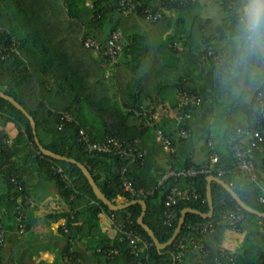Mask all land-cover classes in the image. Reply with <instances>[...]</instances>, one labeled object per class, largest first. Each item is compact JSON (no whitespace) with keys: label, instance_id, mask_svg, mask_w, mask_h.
<instances>
[{"label":"trees","instance_id":"trees-1","mask_svg":"<svg viewBox=\"0 0 264 264\" xmlns=\"http://www.w3.org/2000/svg\"><path fill=\"white\" fill-rule=\"evenodd\" d=\"M119 1L0 0V45L5 48V51L0 48V90L13 97L33 117L42 146L81 162L109 200L116 202L118 196L127 201L133 199L121 188L123 168L136 190L150 191L134 199L146 201L143 221L161 243L171 236L183 208L190 207L203 213L208 211L206 178L209 175L222 179L243 202L264 212V201H261L264 178L256 164L255 179L241 172L230 150L236 138V128L246 123L250 125L253 118L249 113L245 122L233 119L241 94L247 89L257 91L264 86L260 57L255 56L239 64L235 50L233 59H228L227 47L217 41L211 42L207 33L198 29L197 24L203 25L199 18L193 21V30L181 35L178 27L185 28L186 13L192 2L172 6L174 18L165 16L161 21L151 22L139 14H122L117 9ZM140 1L156 8L164 0ZM240 4L241 0H222L230 37L235 35L236 13ZM169 29L173 31L165 33ZM114 30H119L121 36V53L114 64L103 51H94L83 45L86 37L105 44ZM179 42L181 49L177 46ZM203 48L223 51L226 56L220 64L210 59L204 64L210 65L215 74L214 92L209 99L210 128L215 143L209 140L211 138L206 140L205 161L196 164L192 160L191 133L187 137L178 134L181 127L190 130V126L175 116L157 121L152 114L166 100L175 115L181 87L199 95L194 84L185 82L183 78L188 77L187 69L200 65L198 56ZM2 54L6 57L2 58ZM160 71H168L165 73L169 75H162ZM197 107L187 105L179 110L180 113L192 114ZM64 115L69 118L65 119ZM7 122L14 123L17 134L9 144H5L3 141L8 136L0 129V179L5 186L4 193L0 194V221L3 220L4 224L8 219H14L16 225L17 208L24 209L23 197L28 195L23 173L26 168L33 167L39 184L53 182L65 201V210L55 217L65 220L61 230L67 240L64 255L68 257V264H80L79 255L72 249V240L79 233L90 235L91 229L97 227V215L102 211L108 213L114 223L131 222V228L150 243L145 252L135 257L122 233L116 232L111 240L101 236L93 249L96 254L107 258V264H180L175 259L177 243L182 239L186 242L193 223L209 220L215 223V230L203 236L207 249L205 259L210 260L225 252L235 264H264V248L255 242L257 234L254 232L246 233L235 253L220 249V235L223 230L230 229L223 223L224 214L238 206L217 182L210 183L212 216L203 218L187 213L174 242L158 251L136 221L141 211L138 203L110 211L95 197L75 164L51 159L39 151L27 117L0 97V124ZM221 127L223 130L218 132ZM79 129H84L90 139L97 142L108 138H116L120 142L138 140L137 145L145 149V154L137 162L110 153H87L78 140ZM157 129H161L169 139L171 152L164 151L155 141ZM213 136L218 137V142ZM160 154L166 155L165 162L158 159ZM213 155L217 161L210 164ZM254 156H261L264 160V150L255 152ZM56 167L66 174L69 184L55 171ZM190 168H208L210 172L162 179L169 170ZM9 173L16 176L22 190H16ZM175 186L193 191L196 196L166 206L165 194ZM173 211L174 216L168 219L167 215ZM243 215L235 230H242V224L247 223L264 232V218L244 210ZM24 224L26 231L29 228L26 218ZM112 249H117V253L109 254ZM189 257L194 261L198 258L190 253Z\"/></svg>","mask_w":264,"mask_h":264},{"label":"crops","instance_id":"crops-1","mask_svg":"<svg viewBox=\"0 0 264 264\" xmlns=\"http://www.w3.org/2000/svg\"><path fill=\"white\" fill-rule=\"evenodd\" d=\"M174 16L175 10H171L169 15H167L168 18H174ZM198 18L203 21L201 22V24H203L202 27L197 24L198 29L206 32L207 38H209L211 42L217 41L220 42L222 46H226L228 59L232 60L236 49L234 46V37L229 36V32L226 28L228 21L226 11L222 5V0H193L186 13L185 28L183 27L181 29V26L178 27V31H182L181 35L184 36L186 32L193 30V21L196 22ZM171 31H173V29H169L165 31V33H170ZM204 45L203 43L202 47H204ZM177 46L181 49L180 42ZM259 57L261 65L264 68V55H260ZM110 71H112V69H110ZM110 71L109 73H111ZM187 71L188 77L183 78L184 81L187 83L192 82L201 97L199 106L186 120L191 131L192 160L196 164H201L205 161L204 147L206 140L208 138H211L209 140H213V133L210 128L212 115L209 113V99L214 92L215 74L210 65H197L191 69H187ZM165 72L168 71H160L162 75H169V73ZM254 92V89H247L241 94L238 108L233 115L235 121L245 122L248 118ZM170 95L173 96L174 92L171 91ZM149 103L147 102V104ZM168 104L169 102L165 100L164 103H160L155 108L152 116L157 121L175 116L174 110L171 109ZM144 106L142 108H144ZM0 129L5 131L10 140L17 134L16 126L12 122H7L5 125L0 124ZM222 130L223 127H221L218 132ZM214 139L218 142V137H214ZM158 159L161 162H165L166 155L160 154ZM254 162L260 175L264 178L263 157L255 156ZM23 178L26 180L27 196L29 198V204L26 208V220L29 223V228L23 233H20L17 231L14 219H8V221L4 222L5 243L0 252V262L3 264H68V257L64 255L67 240L61 230L65 220L62 217H55L56 214L65 210V201L53 182L39 184L38 175L33 167L25 169ZM4 191L5 186L0 179V194L4 193ZM122 201V197L118 196L116 198V202ZM1 212L2 209L0 208V217ZM97 218V227L91 229L90 235L79 233V235L72 240V249L79 255L80 264H107L108 262L106 257L96 254L93 248L98 243L101 236H106L111 240L115 236L116 231L113 228V220L108 213L102 211L98 213ZM80 220H82V218H80ZM248 232L256 233L257 236L254 237L255 242L261 244L264 248V232L258 227L243 223L242 230L231 228L223 230L220 235V249L229 253H235ZM72 249L69 248L70 251H72ZM185 263L195 264V261L188 258Z\"/></svg>","mask_w":264,"mask_h":264},{"label":"built area","instance_id":"built-area-1","mask_svg":"<svg viewBox=\"0 0 264 264\" xmlns=\"http://www.w3.org/2000/svg\"><path fill=\"white\" fill-rule=\"evenodd\" d=\"M193 2V0H164L154 8L149 5H143L140 0H120L118 2L117 9L124 15H141L151 22L161 21L165 16L169 15L172 10L171 7L174 5H187ZM121 36L119 30H114L110 34V38L105 44L99 41L86 37L83 39V45L94 51H103L107 57H109L111 64H114L121 53ZM1 48V45H0ZM5 51V48H1ZM2 58L6 57L2 54ZM225 53L223 51H214L212 49L203 48L198 56L200 65H204L208 59L212 60L215 64H220L225 60ZM201 102V97L195 93L187 92L183 87L178 90V103L176 106L175 118L177 120H186L189 118L191 113H180L183 106H189L190 108L199 106ZM250 115L253 117L251 124L239 126L236 128V138L233 140L230 150L232 151L234 157L237 161L238 169L244 174L248 175L249 178L255 179L257 175V169L254 163V153L262 152L264 150V86L255 91L252 98V103L249 109ZM65 119L69 116L64 115ZM191 131L186 127H181L178 131L180 137L189 136ZM78 140L83 145L84 150L87 153L91 152H101L115 154L120 157L128 158L130 161H139L145 154V149L137 145L138 140L133 142H120L116 138H108L104 142L92 141L88 133L84 129H79ZM10 139H4L5 144L10 143ZM155 141L163 148L166 152L172 151V146L161 129L155 131ZM210 142V141H209ZM217 161L215 155L210 157V164H214ZM55 171L60 175V177L69 184L66 174L63 173L60 167H56ZM210 169H180L178 171L169 170L162 176V179H166L168 176H194L197 173H209ZM221 171L218 172L220 174ZM126 172L123 168L121 171V188L124 192L128 193L131 198H138L139 195L145 196L149 194L150 191L136 190L133 187L132 182L125 176ZM8 177L10 181L15 186L16 190L20 191L23 189L22 184L17 181L16 176L13 173H9ZM170 189V188H169ZM191 196H196L193 191H188L187 189H182L179 187H172L168 193L165 194V205L171 206L177 200L188 199ZM261 201H264V192L261 197ZM22 204L23 208L18 207L15 214L16 218V228L17 231L23 233L25 230L24 219L26 218L25 208L28 207L29 198L28 196L23 197ZM174 216V211L167 215L170 219ZM243 210L240 207L228 210L224 214L223 223L231 229H235L236 225L243 219ZM112 219V217H111ZM129 221L126 223H114L113 228L116 232L122 233L127 239L130 245V252L135 257H137L140 252H145L150 243L147 242L141 234L136 230L132 229ZM215 230V223L213 221L195 222L190 226V233L186 238V242L180 240L177 243V252L175 254V259H177L180 264L184 263L188 258L187 255L193 254L197 255V260L195 259V264H235L234 259L222 252L218 256L213 257L210 260L205 259L207 255V249L205 247L203 236L208 233H212ZM5 243V228L3 223L0 221V252ZM117 253V249H112L109 254ZM147 256V255H146ZM190 258V257H189ZM140 264H144L140 262Z\"/></svg>","mask_w":264,"mask_h":264},{"label":"water","instance_id":"water-1","mask_svg":"<svg viewBox=\"0 0 264 264\" xmlns=\"http://www.w3.org/2000/svg\"><path fill=\"white\" fill-rule=\"evenodd\" d=\"M0 97L7 100L8 102H10L13 106H15L18 110H20L29 120L31 129H32V134H33V138H34V142L37 145L39 151L51 158V159H55V160H60V161H66L72 164H75L82 172V174L85 176V178L87 179L89 185L92 188V191L95 195V197L100 200L103 204H105L107 206V208L110 211H115V210H120V209H124L127 208L133 204H139L141 207V211L136 219L138 225H140L142 227V229L147 233V235L150 237L154 247L160 251L162 249H164L165 247H167L168 245L172 244L174 242V240L176 239V237L178 236V233L184 223L185 220V215L187 213H193L196 215H199L203 218H210L213 214V203H212V198H211V190H210V183L211 181H215L218 184H220L223 189L229 194V196L236 202L237 206L240 207L241 209H243L244 211L251 213L253 215H256L258 217L264 218V212H260L257 209L250 207L249 205H247L245 202H243L240 197L235 193V191L226 183L224 182L222 179H220L219 177L213 176V175H209L207 176L206 180H207V184H206V200H207V204H208V211L203 213L200 212L196 209L190 208V207H186L183 208L180 211V216L178 218L177 224L171 234V236L169 237V239L166 242L161 243L154 235L153 231L144 223L143 221V217L146 213L147 210V204L146 201L143 199H132L129 201H126L124 199V197L120 196L123 198L122 202H112L111 200H109L103 193L102 191L99 189L98 185L96 184V182L94 181L92 175L90 174L89 170L79 161H76L73 158H69L57 153H54L48 149H46L45 147L42 146V144L40 143L38 136H37V132H36V125H35V121L33 119V117L25 110V108L19 103L17 102L13 97H11L8 94H5L2 90H0Z\"/></svg>","mask_w":264,"mask_h":264},{"label":"clouds","instance_id":"clouds-1","mask_svg":"<svg viewBox=\"0 0 264 264\" xmlns=\"http://www.w3.org/2000/svg\"><path fill=\"white\" fill-rule=\"evenodd\" d=\"M234 46L237 63L264 55V0H241L236 13Z\"/></svg>","mask_w":264,"mask_h":264}]
</instances>
